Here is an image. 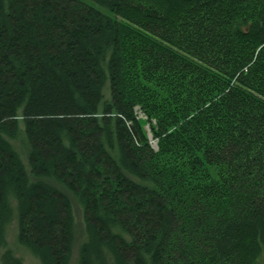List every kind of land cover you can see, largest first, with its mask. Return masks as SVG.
Returning a JSON list of instances; mask_svg holds the SVG:
<instances>
[{"label":"trees","instance_id":"16d2710c","mask_svg":"<svg viewBox=\"0 0 264 264\" xmlns=\"http://www.w3.org/2000/svg\"><path fill=\"white\" fill-rule=\"evenodd\" d=\"M42 178L77 264H261L264 0H0V264H71Z\"/></svg>","mask_w":264,"mask_h":264},{"label":"rangeland","instance_id":"374dc122","mask_svg":"<svg viewBox=\"0 0 264 264\" xmlns=\"http://www.w3.org/2000/svg\"><path fill=\"white\" fill-rule=\"evenodd\" d=\"M105 99L108 101L110 99L109 88L105 89ZM21 125V134L19 138L11 140L17 151L20 153L21 158L25 164L26 170L28 171L29 176L32 180H36V177L31 173L28 154H29V142L24 133L23 123ZM43 180L57 186L68 194L71 198L73 213H74V222H75V242L73 248V257L71 264H77L78 252L81 244L86 240V224H85V214L82 206L77 202L72 192H70L66 187L58 184L56 181L48 178H42ZM17 222L16 219L10 224L8 228V246L13 250L15 255L19 257L23 264H41L40 261L25 247L20 245L17 241ZM261 264H264V257L261 259Z\"/></svg>","mask_w":264,"mask_h":264},{"label":"water","instance_id":"95a60500","mask_svg":"<svg viewBox=\"0 0 264 264\" xmlns=\"http://www.w3.org/2000/svg\"><path fill=\"white\" fill-rule=\"evenodd\" d=\"M149 137H150V139H152V135L151 134L149 135ZM155 146H156V143H155Z\"/></svg>","mask_w":264,"mask_h":264}]
</instances>
